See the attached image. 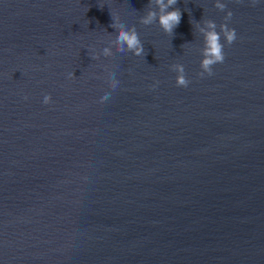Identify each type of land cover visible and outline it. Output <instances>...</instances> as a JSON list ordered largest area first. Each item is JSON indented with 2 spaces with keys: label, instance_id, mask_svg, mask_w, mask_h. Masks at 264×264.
Segmentation results:
<instances>
[{
  "label": "water",
  "instance_id": "1",
  "mask_svg": "<svg viewBox=\"0 0 264 264\" xmlns=\"http://www.w3.org/2000/svg\"><path fill=\"white\" fill-rule=\"evenodd\" d=\"M176 8L0 0V264H264V0ZM208 20L237 38L201 76Z\"/></svg>",
  "mask_w": 264,
  "mask_h": 264
},
{
  "label": "clouds",
  "instance_id": "2",
  "mask_svg": "<svg viewBox=\"0 0 264 264\" xmlns=\"http://www.w3.org/2000/svg\"><path fill=\"white\" fill-rule=\"evenodd\" d=\"M155 4L160 9V14L158 16L155 10H149L147 15L141 18V23L145 25H150L155 21L159 22V25L162 29L168 33L172 34L174 29L179 25L181 21V11L176 8L175 10L169 11L174 5L177 4V0H155ZM216 7L220 10H224L226 5L224 3H217ZM232 16V12L229 11L225 20H229ZM113 23L111 27L116 30V43L118 45L117 51L123 52L125 50V45L127 50L133 52L136 56H141L144 54V45L142 44L139 35L136 31L135 26L132 28H127L126 25L120 21L118 18H112ZM205 27H200L199 30L204 33L205 36V49L203 52V59L201 61V68L202 71L200 73L201 76H204L207 73L209 76L213 75V65L217 63H223L225 60L224 54V44L221 43V33L223 34L224 38L226 39L227 43L230 45L232 44L236 38V30L234 28H229L227 23L220 25V32H218L217 25L214 21L208 20L204 21ZM104 54L109 55V49H104ZM177 78L176 83L179 87H187L190 81L184 75L183 66H177ZM70 78L75 79V73H70ZM158 83V82H157ZM119 84V81L114 78V74L112 76V82L110 88L115 90ZM155 87V85H153ZM110 96L109 92H104L100 96V102H104ZM27 99V97H25ZM43 102L45 104H51L53 102L52 96L50 94L44 96Z\"/></svg>",
  "mask_w": 264,
  "mask_h": 264
}]
</instances>
